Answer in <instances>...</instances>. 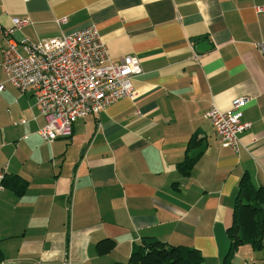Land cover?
Instances as JSON below:
<instances>
[{"label": "crops", "instance_id": "1", "mask_svg": "<svg viewBox=\"0 0 264 264\" xmlns=\"http://www.w3.org/2000/svg\"><path fill=\"white\" fill-rule=\"evenodd\" d=\"M264 0H0V27L36 43L93 26L116 63L134 56L133 100L119 99L47 143L30 93L0 66V264L125 263L141 237L195 248L222 264L240 177L264 189ZM65 18L58 26L55 20ZM203 44L194 50L191 46ZM4 45L0 34V48ZM1 62V56H0ZM245 98L238 149L222 147L202 115ZM193 158L177 169L189 139ZM23 181L19 193L16 189ZM114 247L98 254L95 244ZM262 239L264 244V212ZM228 264H264V249H235Z\"/></svg>", "mask_w": 264, "mask_h": 264}, {"label": "built area", "instance_id": "2", "mask_svg": "<svg viewBox=\"0 0 264 264\" xmlns=\"http://www.w3.org/2000/svg\"><path fill=\"white\" fill-rule=\"evenodd\" d=\"M264 15V6L256 7ZM27 20L11 18L9 28H1L4 45L0 48V66L5 82L20 94L30 93L44 125L37 132L42 141L50 143L68 138L77 120L97 115L119 99L133 100L136 92L132 80L141 74L138 60L125 56L110 62L104 44L93 26L39 40L36 43L11 38L14 31L27 25ZM65 18L55 20L60 26ZM255 47L264 53L263 44ZM192 60L197 55L191 46ZM3 89L0 83V91ZM245 98H236L226 111L211 107L202 118L211 126L218 143L233 151L238 149L237 136L249 129L241 121L240 109ZM3 174L0 173V184Z\"/></svg>", "mask_w": 264, "mask_h": 264}, {"label": "trees", "instance_id": "3", "mask_svg": "<svg viewBox=\"0 0 264 264\" xmlns=\"http://www.w3.org/2000/svg\"><path fill=\"white\" fill-rule=\"evenodd\" d=\"M194 143L195 138L191 137L184 158L177 165V169L183 174L191 167L193 158L187 155V150L193 147ZM9 181L7 178L4 182ZM23 186L24 182L21 181L16 190L20 193ZM263 212L264 189L254 187L247 176L242 175L232 203L231 221L225 229L228 246L222 264H228L235 249L241 245H249L253 250L264 249ZM113 247L114 243L110 239H102L95 244L98 254H104ZM112 264H203V258L195 248L171 245L155 237L145 236L132 247L125 263Z\"/></svg>", "mask_w": 264, "mask_h": 264}, {"label": "water", "instance_id": "4", "mask_svg": "<svg viewBox=\"0 0 264 264\" xmlns=\"http://www.w3.org/2000/svg\"><path fill=\"white\" fill-rule=\"evenodd\" d=\"M202 48H204L203 44L194 46V50H196V51H198L199 49H202Z\"/></svg>", "mask_w": 264, "mask_h": 264}]
</instances>
